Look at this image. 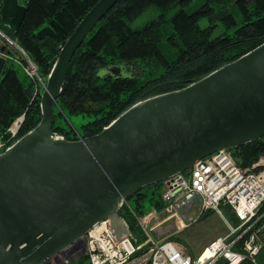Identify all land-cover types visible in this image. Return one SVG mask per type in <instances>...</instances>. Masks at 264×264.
<instances>
[{"label":"water","instance_id":"1","mask_svg":"<svg viewBox=\"0 0 264 264\" xmlns=\"http://www.w3.org/2000/svg\"><path fill=\"white\" fill-rule=\"evenodd\" d=\"M118 1L98 0L80 20L44 83L40 122L0 152V264H44L105 219L121 239L131 234L124 200L217 150L264 137V42L181 89L140 100L97 134L57 133L52 104L72 58ZM26 12L20 0H1V22L12 31Z\"/></svg>","mask_w":264,"mask_h":264},{"label":"trees","instance_id":"2","mask_svg":"<svg viewBox=\"0 0 264 264\" xmlns=\"http://www.w3.org/2000/svg\"><path fill=\"white\" fill-rule=\"evenodd\" d=\"M97 1L20 0L27 12L18 31L1 22V13L0 29L34 60L46 82L61 46ZM194 1L119 0L74 54L62 93L52 104L53 129L68 139L97 134L140 100L181 89L264 42V0H204L188 11ZM151 6L160 10L158 16L141 28L131 27L130 21ZM172 9L176 10L168 17ZM203 18L208 20L206 26L200 24ZM220 26L223 32L215 34ZM163 43L177 48L175 58L166 56ZM122 69L128 74H120ZM43 90L38 78H31L21 62L9 58L0 79V139L9 137L8 128L22 115L19 133L8 144L37 126ZM69 115L91 119L79 132L59 124L60 117ZM231 150L240 166L252 167L264 157V137ZM163 189L164 181L144 187L131 197L134 212L120 211L121 215L134 219L138 212L145 213L146 204L162 209Z\"/></svg>","mask_w":264,"mask_h":264},{"label":"built area","instance_id":"3","mask_svg":"<svg viewBox=\"0 0 264 264\" xmlns=\"http://www.w3.org/2000/svg\"><path fill=\"white\" fill-rule=\"evenodd\" d=\"M0 35L22 53H5L8 59L21 62L25 72L33 79L38 78L44 85L45 80L39 76L37 64L20 44L1 29ZM23 120L24 115L15 119L8 128L9 137L0 139V152L10 145L8 141L17 137ZM258 165L262 167L255 169ZM161 198L165 206L146 214L151 221L149 228L136 216L150 241L144 251H140L132 232L119 239L111 227L110 219H105L90 228L82 240L58 251L47 258L44 264H75L83 257L88 258L91 264H221L222 261L226 264H242L245 261L258 264L257 255L264 246L263 159L252 167H242L231 149L217 150L197 160L191 169L164 180ZM224 206L234 213L238 223L227 221L228 233L210 241L198 254L189 253L175 240L157 239L152 233L154 231L157 234L168 219H175L178 224H183L181 227H185L193 222L192 213L216 211L224 215ZM126 210L133 211L127 199L120 211ZM124 219L131 229L127 219ZM186 220L189 222L186 223ZM204 249L209 250L206 257H203Z\"/></svg>","mask_w":264,"mask_h":264},{"label":"rangeland","instance_id":"4","mask_svg":"<svg viewBox=\"0 0 264 264\" xmlns=\"http://www.w3.org/2000/svg\"><path fill=\"white\" fill-rule=\"evenodd\" d=\"M204 0H195L188 7V11L194 10L200 4L203 3ZM176 9L170 10L167 15L170 17ZM160 10L156 6H151L147 10H145L140 16L136 19L130 21V25L133 28H141L146 23L150 22L152 19L158 16ZM234 13L239 21H241V16L239 12L234 10ZM200 24L202 26H206L208 24V20L206 18L201 19ZM170 27L167 25V29ZM224 27L220 26L215 34H219L223 32ZM170 32V31H169ZM17 42V41H15ZM18 43V42H17ZM163 52L170 59L175 58L177 55V48L167 46L165 43L161 45ZM0 49H4L6 51H11L14 55H22L20 50L11 43L7 38H4L0 35ZM120 74H128L125 69H122ZM91 118L85 117L82 115H69L68 119L66 116H62L58 119L59 124L66 128H71L73 126L77 131L82 132V124L86 123ZM80 136V135H79ZM264 161V157H262ZM260 159V160H261ZM129 203L131 206H135V200L130 198ZM224 215L213 211L207 216H203L204 214L192 213L194 216L193 222L185 227H181L182 223H177L175 219H168L163 222V228L158 231L157 234L152 231L157 239H172L177 241L180 245L187 249V251L191 254H198L203 250V248L213 239L225 235L229 231L228 222L232 224L238 223V219L235 215L229 210L228 207L222 208ZM152 212V208L146 204L145 213L138 212L139 217L144 221L145 225L149 228L151 225V221L146 217V214ZM182 214V213H181ZM226 218H225V217ZM127 220L131 227V232L134 238L137 239V244L140 246L141 250L144 251L150 241L148 238L147 231L145 228L139 223L137 218L132 219L127 216ZM227 219V220H226ZM195 220V221H194ZM228 221V222H227ZM186 223L189 221L186 220ZM91 264L88 258H85L82 262H77L75 264Z\"/></svg>","mask_w":264,"mask_h":264},{"label":"crops","instance_id":"5","mask_svg":"<svg viewBox=\"0 0 264 264\" xmlns=\"http://www.w3.org/2000/svg\"><path fill=\"white\" fill-rule=\"evenodd\" d=\"M263 242H264V236H263ZM257 261H258V264H264V246H263V249L260 251V253L257 255ZM225 263H226L225 261L221 262V264H225ZM242 264H253V263H251L250 261H245Z\"/></svg>","mask_w":264,"mask_h":264},{"label":"bare ground","instance_id":"6","mask_svg":"<svg viewBox=\"0 0 264 264\" xmlns=\"http://www.w3.org/2000/svg\"><path fill=\"white\" fill-rule=\"evenodd\" d=\"M209 255V250L208 249H204V254H203V257H206Z\"/></svg>","mask_w":264,"mask_h":264}]
</instances>
